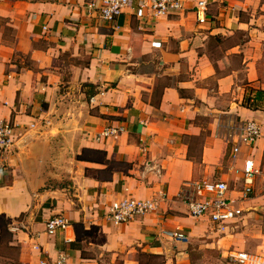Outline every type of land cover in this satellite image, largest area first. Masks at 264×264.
I'll use <instances>...</instances> for the list:
<instances>
[{
  "label": "crops",
  "instance_id": "crops-1",
  "mask_svg": "<svg viewBox=\"0 0 264 264\" xmlns=\"http://www.w3.org/2000/svg\"><path fill=\"white\" fill-rule=\"evenodd\" d=\"M92 1L0 0V119L16 126L0 155V234L14 253L0 249V264L264 258V97L257 110L243 105L252 89L264 93V0H184L160 18L134 3L113 22L87 14ZM245 121L260 137L234 155L227 136ZM110 124L123 133L97 139ZM248 159L259 174L242 198ZM218 181L243 211L222 233L185 204L192 183ZM125 196L157 208L115 225L108 207ZM54 215L70 227L49 236ZM176 230L186 241L167 237Z\"/></svg>",
  "mask_w": 264,
  "mask_h": 264
},
{
  "label": "built area",
  "instance_id": "built-area-1",
  "mask_svg": "<svg viewBox=\"0 0 264 264\" xmlns=\"http://www.w3.org/2000/svg\"><path fill=\"white\" fill-rule=\"evenodd\" d=\"M136 4L138 10H147L151 18L166 17L170 14L180 12L184 6V0H101L99 4L89 2L86 4L87 14H95L97 18L105 22H113L131 4ZM196 20L205 22L206 4L197 2ZM227 136L228 142L233 144L232 152L236 155L239 146H252L260 137V126L255 121H245L238 128H233ZM124 127L120 124H110L103 128L96 136L97 139L117 138L123 133ZM16 140V126L8 121L0 119V155L11 152ZM259 174L254 162L248 159L244 162L242 176L244 188L242 198H248L252 194L253 179ZM191 192L186 195L185 204L188 214L192 218H205L213 226L216 232L222 233L242 215L243 211L233 207V202L227 197L228 186L225 182L218 181L212 184L195 182L190 185ZM157 203L153 199H134L130 196L122 197L110 204L107 217L115 224H124L137 217L154 212ZM70 223L61 215L50 217L45 223V232L53 236L60 231H65ZM169 239L175 241H186V236L179 230L166 232ZM230 259L237 264H264V258L253 256L245 252L230 254ZM65 262L64 256H60L57 264ZM44 264V263H41Z\"/></svg>",
  "mask_w": 264,
  "mask_h": 264
},
{
  "label": "rangeland",
  "instance_id": "rangeland-1",
  "mask_svg": "<svg viewBox=\"0 0 264 264\" xmlns=\"http://www.w3.org/2000/svg\"><path fill=\"white\" fill-rule=\"evenodd\" d=\"M5 224H6L5 220H0V227L4 226ZM256 227L261 228L264 232V222L261 226L257 225ZM0 236H1V244H2L0 249L6 255H12L14 253V251H12V250L9 251L4 246L6 240L10 238L8 233L3 230L2 234H0ZM260 256H262V255H260ZM263 257H264V254H263ZM193 259L198 264H236L229 257L228 258L226 257V259H220L218 257L217 253H215L214 251H210V250H207L205 252H194L193 253ZM1 262H2L1 264H8L7 262H9V261L3 260ZM3 262H6V263H3Z\"/></svg>",
  "mask_w": 264,
  "mask_h": 264
},
{
  "label": "trees",
  "instance_id": "trees-1",
  "mask_svg": "<svg viewBox=\"0 0 264 264\" xmlns=\"http://www.w3.org/2000/svg\"><path fill=\"white\" fill-rule=\"evenodd\" d=\"M251 93H254L253 98L245 97L243 100V105L249 109L257 110L258 108L261 107L260 104H258V102L260 101V98L262 96L264 97V93L260 90H253V89L251 90ZM75 227H77V225H75Z\"/></svg>",
  "mask_w": 264,
  "mask_h": 264
}]
</instances>
